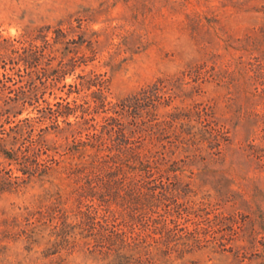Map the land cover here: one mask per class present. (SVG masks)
<instances>
[{
  "label": "rangeland",
  "instance_id": "obj_1",
  "mask_svg": "<svg viewBox=\"0 0 264 264\" xmlns=\"http://www.w3.org/2000/svg\"><path fill=\"white\" fill-rule=\"evenodd\" d=\"M23 50L41 55L32 67ZM160 80L151 122L194 109L202 118L193 124L212 137L163 178L183 196L152 213L169 240L142 264H264V0H0V264L106 263L84 244L90 235L52 248L72 205L66 186L55 187L58 155L34 141L63 142L55 135L65 125L47 109L56 102H87V138L108 115L93 108L92 91L117 102ZM8 99L16 115L1 113ZM24 160L38 168L33 177L20 171ZM58 188L57 201L49 196Z\"/></svg>",
  "mask_w": 264,
  "mask_h": 264
},
{
  "label": "trees",
  "instance_id": "obj_2",
  "mask_svg": "<svg viewBox=\"0 0 264 264\" xmlns=\"http://www.w3.org/2000/svg\"><path fill=\"white\" fill-rule=\"evenodd\" d=\"M40 56L38 51L23 50L19 60L32 67ZM165 84L157 81L117 102L107 101L101 88L92 91L93 108H106L108 115L87 138H82L83 131L89 130L83 115L87 102L63 100L47 108L49 115L56 121L61 119L65 125L57 126L55 135L63 142L49 146L44 137H39L34 146H43L58 155V158L50 157L56 166L53 171L59 177L55 187L66 186L65 202L72 205L70 211L58 217L52 233V248L70 243L74 246L78 239L90 235L93 243L84 244L91 253L99 247L105 264H142V255L149 256L152 250L161 252L160 245L169 240V235L160 227L158 219L152 218V213L170 197L183 196L181 185L165 183L163 178L177 171L176 167L182 163L181 155L190 156L195 151L192 147L206 140L205 134L212 137V133L193 124L194 121L199 124L202 118V113L194 109H175L160 119L154 118L157 122H151L150 118L157 117L156 102ZM27 95L21 91L22 98ZM16 102L6 100L1 113L16 115ZM71 115L75 120L68 122ZM14 135L22 136V130ZM135 137L140 141H133ZM167 137L171 140L166 141ZM212 140L215 150L219 151L220 138L215 135ZM14 156L11 152L6 158L12 160ZM39 156H36L37 167L42 165L37 162ZM209 158V154L204 157L205 164ZM191 162L193 165L195 161ZM20 164L23 167L20 171L28 177L38 172V168L27 167L25 160ZM48 172L40 171L39 176ZM60 191L58 188L49 197L58 201L63 196ZM119 218L127 219L122 228Z\"/></svg>",
  "mask_w": 264,
  "mask_h": 264
}]
</instances>
